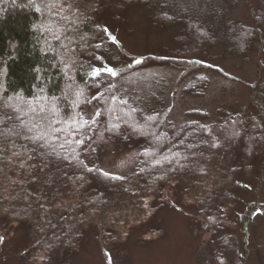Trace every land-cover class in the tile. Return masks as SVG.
Masks as SVG:
<instances>
[{
    "label": "trees",
    "instance_id": "trees-1",
    "mask_svg": "<svg viewBox=\"0 0 264 264\" xmlns=\"http://www.w3.org/2000/svg\"><path fill=\"white\" fill-rule=\"evenodd\" d=\"M204 1L168 7L150 0H0V245L14 225L25 229L23 264H71L87 233L108 254L128 244L135 229L147 228L138 239L146 243L148 233L162 236L158 218L170 203L195 211L215 261L243 256V264H264L251 237L245 240L256 213L264 226V82L250 86L248 110L219 123L187 122L178 131L163 106L144 108L115 90L130 69L111 31L125 28L136 9L146 10L148 28L166 37L138 66L162 63L185 78L206 64L264 55V0ZM238 6L251 25L228 21ZM257 63L261 75L264 63ZM208 82L199 76L186 91L201 93ZM71 83L81 89L76 103L65 92ZM53 99L62 107L58 114L48 107ZM92 102L118 147H143L134 175L104 172L95 153L87 162L95 124L84 113ZM255 177L256 202L242 207L240 189Z\"/></svg>",
    "mask_w": 264,
    "mask_h": 264
},
{
    "label": "rangeland",
    "instance_id": "rangeland-1",
    "mask_svg": "<svg viewBox=\"0 0 264 264\" xmlns=\"http://www.w3.org/2000/svg\"><path fill=\"white\" fill-rule=\"evenodd\" d=\"M150 1L153 5L162 3L168 7L174 3V0ZM202 5L208 6L207 0ZM145 17L146 10L136 9L129 14L128 25L125 28L111 31L129 55L126 56L123 66H127L130 70L117 78L115 90L118 94L123 98L136 99L144 108L156 109L163 106L166 119L172 123L175 131L187 122L219 123L224 120L226 114L238 113L250 108V86L258 80L264 82V68L260 75L257 63L258 58L264 63V55L259 56L253 51L247 59H229L223 63L221 61L212 63V66L206 64L203 70L185 78H181L183 74L181 69L162 63L138 66L140 59L152 48L166 43L165 35L148 28ZM228 21L251 25L249 14L242 6L231 11ZM134 65L136 66L132 67ZM205 75L209 82L201 93L186 91L197 77ZM102 76L111 80L113 74L108 75V72H105ZM66 90L73 94V103L79 101L81 89L74 83L68 85L65 92ZM53 100L54 102L48 107L58 114L62 107L59 101ZM91 101H93L92 96ZM90 108V112H85L84 117L93 121L95 128L86 149L87 162H92L95 153L96 163L104 172L124 178L134 175L143 147L140 144L118 147L105 134L98 107L92 102ZM122 110L119 108L120 112ZM44 112L45 110L40 113ZM194 112H203L206 116H196ZM110 118L117 119L113 110L110 111ZM131 186L134 192L136 187ZM258 188L259 177H255L241 187L238 198L242 207L256 202ZM263 199L264 183L260 195V208L261 205L263 206ZM148 202L143 204L142 209L147 208ZM166 206L158 218L162 223L160 224L162 236L148 233L144 236L146 243H139L138 239L145 234L147 228L135 229L128 244L123 245L113 254H108V251L102 250L95 239L87 233L71 264H222L211 257L213 250L211 235L203 229L195 211L182 210L175 203ZM257 216L259 213L254 215L256 227L248 228L245 240L251 237L250 240L255 244L252 252L258 251L264 255V226L255 218ZM239 217L241 222H245L242 214ZM13 227L0 245L1 264H23L22 258L28 250L24 245L26 230L18 228L17 225ZM40 255L45 257L43 253ZM223 264H243V256L229 257ZM249 264L255 263L250 261Z\"/></svg>",
    "mask_w": 264,
    "mask_h": 264
},
{
    "label": "snow or ice",
    "instance_id": "snow-or-ice-1",
    "mask_svg": "<svg viewBox=\"0 0 264 264\" xmlns=\"http://www.w3.org/2000/svg\"><path fill=\"white\" fill-rule=\"evenodd\" d=\"M70 6V5H69ZM37 11H39V8H37ZM57 39H58V37H57ZM108 71L109 72H111L112 70L111 69H108ZM99 73H97V75H98ZM4 106L5 107H9L10 105H9V103H8V101H5L4 102ZM29 131H31V129H29ZM42 138V137H41ZM80 143H83V141H80ZM0 239H2V238H0Z\"/></svg>",
    "mask_w": 264,
    "mask_h": 264
}]
</instances>
